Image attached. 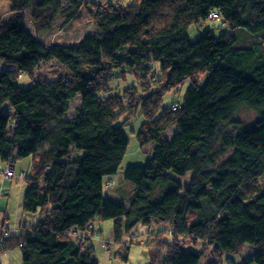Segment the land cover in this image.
I'll use <instances>...</instances> for the list:
<instances>
[{"label":"trees","instance_id":"16d2710c","mask_svg":"<svg viewBox=\"0 0 264 264\" xmlns=\"http://www.w3.org/2000/svg\"><path fill=\"white\" fill-rule=\"evenodd\" d=\"M6 2L0 163L32 157L22 210L40 215L4 250L19 247L22 264H98L87 242L95 223L111 220L117 242L139 224L163 225L151 234L150 264H202L206 250L215 257L207 264H264V0ZM83 11L94 32L77 44L49 45L26 28V13L40 32L57 13L69 22ZM192 25L211 29L192 41ZM54 62L61 71L42 78ZM186 82L183 99L162 106ZM241 108L255 113L248 126ZM138 114L136 138L151 156L127 167L134 186L124 196L111 176ZM245 247L255 251L244 257Z\"/></svg>","mask_w":264,"mask_h":264},{"label":"rangeland","instance_id":"374dc122","mask_svg":"<svg viewBox=\"0 0 264 264\" xmlns=\"http://www.w3.org/2000/svg\"><path fill=\"white\" fill-rule=\"evenodd\" d=\"M86 13L87 12L85 11L82 12V18L80 20H70L69 22L66 17L60 13H57L50 26L47 29H42L40 32L35 31L31 22V16L29 13H26V28L40 41L49 45L57 43L64 45L77 44L87 34L94 32L91 23L89 22V16H87ZM9 18V6L6 0H0V28L4 27ZM209 29H211V26L209 27L208 25H192L188 29V34L190 39L193 41L200 37L199 33L203 34ZM212 31L215 35H219L220 33L224 32L222 27L213 29ZM59 66L60 65L56 62L52 64H46L41 66V68L38 70V73L42 78L52 79L54 75L61 71V67ZM6 67L7 66L5 64L0 62V70H4ZM8 68L12 69L9 66ZM208 77V75H203L201 77L199 87H201L202 84L207 81ZM19 83L22 87H28L32 82L29 76H24L23 78L19 79ZM187 85L188 83L186 82L180 87L178 92H170L169 95H166L163 99L162 106L168 105L171 100H182L187 89ZM4 99V96L0 93V105L3 103ZM79 104V97L71 100L69 104V112L67 114L68 117H71L75 113V110L78 109ZM237 116L245 123L246 126L250 125L256 117L253 111L246 108H241L238 111ZM141 123L142 116L138 114L133 120L128 122L129 126L124 128V132L126 133V136L129 140L128 147L118 172L111 176V178L116 181V187H121L124 196H127L128 194L130 189L128 186H132V188L134 186L125 180L124 174L127 167L131 165H144L151 156L150 147L147 145H141L136 138V133L139 130ZM131 131L134 133H131ZM165 134L169 141L173 144L174 149L177 150L179 148V141L176 128H169ZM149 146H152V144H149ZM30 164V158L17 161L13 164L16 176L0 183V189L3 187V190L0 191V224L1 222L7 220L10 221V215L8 214L7 210L11 205L13 209L19 212V219H21L20 215L22 214V220L19 223L20 226H23L24 224L29 226L30 224H35L38 221L40 211L36 212L35 214H25L22 210V200L26 188L24 179H19L17 177L20 168L25 173H28ZM5 167V165L0 163V182L3 180V175L1 172L5 171ZM257 182H264V174L258 178ZM113 190L115 189L113 188ZM112 199L119 200L118 198ZM13 213H15V211ZM8 217L9 219H7ZM95 224L99 230L98 234L91 236L87 243L92 247L93 256L97 260L98 264H150V254L152 255L153 259L156 260L153 253H150L147 247L150 245L148 243H151L149 241L154 239L151 234L161 229L163 225L147 227L139 224L130 233L124 234L122 239L117 242L114 240L112 234L111 220L98 221ZM8 227L13 232V236L17 237L18 235L16 234V231L14 232V227H12L11 224H9ZM147 236L149 237L146 238ZM150 246L155 247L153 243ZM252 251L254 252L255 250L245 247L243 256H249ZM124 253L126 258H124ZM213 258L215 257L212 255V252L206 250L202 264L211 263ZM0 264H21V251L19 247L6 249L0 252Z\"/></svg>","mask_w":264,"mask_h":264},{"label":"clouds","instance_id":"9594fccd","mask_svg":"<svg viewBox=\"0 0 264 264\" xmlns=\"http://www.w3.org/2000/svg\"><path fill=\"white\" fill-rule=\"evenodd\" d=\"M7 170H11L12 171V174H13L12 177H6V171ZM1 173L4 175L5 178H8V179H11V178L16 176V173L14 172V169H13L11 164L6 165L5 171L1 172ZM17 177L19 179H24L25 178V173L24 172L18 173ZM20 231L21 230L19 228V230H17L16 234L19 235ZM1 233L2 234H8V238L7 239H3V245H2V249L0 250V252L4 251V246L9 242V240H11L14 237L13 234H12L13 232L8 227L7 221L2 222V224L0 225V234ZM147 237H149V236H147Z\"/></svg>","mask_w":264,"mask_h":264},{"label":"crops","instance_id":"0c3cea01","mask_svg":"<svg viewBox=\"0 0 264 264\" xmlns=\"http://www.w3.org/2000/svg\"><path fill=\"white\" fill-rule=\"evenodd\" d=\"M28 158H30V162H31L32 161V157H28ZM12 167H13L14 172H15V168H14L13 165H12ZM18 172L21 173V172H24V171L21 170V168H20ZM7 180H8V178H5L4 175H3V180L0 183H2L4 181H7ZM2 190H3V187L0 189V191H2ZM14 211H15V213H13ZM7 212L10 215V221L7 220V223H8V225L11 224V226L14 227V232L15 231L17 232V230H19V227H20L19 223L22 220V214L20 215L21 216L20 217L21 219H19V217H18L19 212L17 210L13 209L12 205L9 207V209L7 210ZM7 219H9V217ZM23 219H25V218H23ZM1 224H2V222H1ZM21 264H22V261H21Z\"/></svg>","mask_w":264,"mask_h":264},{"label":"built area","instance_id":"2783aa9c","mask_svg":"<svg viewBox=\"0 0 264 264\" xmlns=\"http://www.w3.org/2000/svg\"><path fill=\"white\" fill-rule=\"evenodd\" d=\"M180 108L179 104H175L171 106V111H176ZM12 171L11 170H7L6 171V177H12ZM8 238V234H0V250L2 249V245H3V239H7Z\"/></svg>","mask_w":264,"mask_h":264}]
</instances>
